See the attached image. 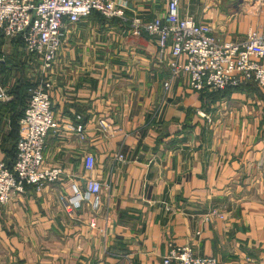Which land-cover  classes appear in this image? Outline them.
I'll use <instances>...</instances> for the list:
<instances>
[{"label":"crops","instance_id":"crops-1","mask_svg":"<svg viewBox=\"0 0 264 264\" xmlns=\"http://www.w3.org/2000/svg\"><path fill=\"white\" fill-rule=\"evenodd\" d=\"M109 1L124 20L91 13L64 34L49 76L58 127L43 152L44 167L62 175L0 206V264H162L170 245L220 264H264V90L196 93L182 76L164 88L166 57L154 38L131 35L130 23H164L169 0ZM176 1L180 18L221 42L264 35V0ZM8 45L0 39V50ZM12 106L0 102L6 164L18 139Z\"/></svg>","mask_w":264,"mask_h":264},{"label":"built area","instance_id":"built-area-1","mask_svg":"<svg viewBox=\"0 0 264 264\" xmlns=\"http://www.w3.org/2000/svg\"><path fill=\"white\" fill-rule=\"evenodd\" d=\"M91 13L124 20L121 9L109 0H0V39L20 48L30 75L27 100L17 123L14 158L8 164L0 163L1 207L22 195L26 187L39 191L62 175L60 168L43 165L45 139L58 127L49 96V76L65 32ZM164 20L133 19L130 23L131 35L154 38L158 55L166 57L168 79L164 88L182 76L196 93L249 85L264 90V35L249 31L240 42H221L206 25L180 18L176 0L168 1ZM10 100L8 87L0 81V102ZM76 121L74 132L81 138L85 127L79 115ZM93 167V157L86 155L84 169L91 171ZM86 188L88 193L97 194L101 185L89 179ZM161 262L220 264L213 257L198 256L189 246L172 245Z\"/></svg>","mask_w":264,"mask_h":264},{"label":"trees","instance_id":"trees-1","mask_svg":"<svg viewBox=\"0 0 264 264\" xmlns=\"http://www.w3.org/2000/svg\"><path fill=\"white\" fill-rule=\"evenodd\" d=\"M23 59H24V57H23ZM16 64H17L16 69L14 68V70H13L10 67L11 71H13V74L15 77V83L12 86V88L9 92V95H11V103L13 104V106H12L13 109H14V107L20 108V112H18V113L12 112V114H13L12 118H14V119L17 118V121H18L19 117L22 114V110L25 107V103L27 100V89L30 86V82H29L28 77L26 76L27 72H26L25 65H24L25 62H23V60H21V59H18V60H16ZM234 89H236V88H227L223 91L210 92L209 94L220 93V92H225V91L228 92V91H230V90L232 91ZM206 92H209V91H206Z\"/></svg>","mask_w":264,"mask_h":264},{"label":"rangeland","instance_id":"rangeland-1","mask_svg":"<svg viewBox=\"0 0 264 264\" xmlns=\"http://www.w3.org/2000/svg\"><path fill=\"white\" fill-rule=\"evenodd\" d=\"M0 56L5 57L4 58L5 61H7V63L10 65V67L13 70H14V68L16 69V67H17L16 60L24 57L22 52L17 51V49L15 50V47H13V46L11 47L10 45H8V47L7 46L3 47V49L0 50ZM22 60H23V58H22ZM19 110H20V108H19Z\"/></svg>","mask_w":264,"mask_h":264}]
</instances>
